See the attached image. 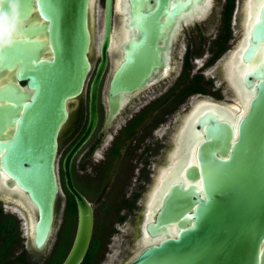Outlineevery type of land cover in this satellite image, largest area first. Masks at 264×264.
<instances>
[{
  "label": "flooded vegetation",
  "instance_id": "flooded-vegetation-1",
  "mask_svg": "<svg viewBox=\"0 0 264 264\" xmlns=\"http://www.w3.org/2000/svg\"><path fill=\"white\" fill-rule=\"evenodd\" d=\"M149 3L150 9L143 5L139 10L141 15H149L141 16L135 13L130 0H112L108 42L104 47L106 64L96 90L94 125L69 164L73 185L92 208L90 245L94 238L98 245L91 264L131 262L132 255L143 245L144 226L149 223L146 215L162 183L176 170L179 171L176 177L186 181L185 169L194 163L196 149L205 141L204 135L198 132L200 127L195 126L196 119L210 111L223 113L224 121L234 129L243 107L248 110L255 97L258 79L252 73L263 60L264 42L252 58L245 59L244 54L251 46L252 29L259 20L257 8L264 5V0H168L165 8L160 7L158 0ZM175 3L185 6L176 15L172 13ZM104 12V0H93L88 18L90 69L80 94L67 100V118L57 139L55 165L59 194L62 189L65 196L64 221L68 198L62 162L89 124L90 86L102 61ZM42 22L35 11L21 23L9 25L7 39L41 43L46 40L41 31L27 36L19 30L22 24L25 28ZM39 52L41 59L45 58L44 51ZM17 68L15 64L8 71L0 72V88L6 84L17 85L29 95L27 101H30L33 90L26 81L17 79ZM136 84L139 86L133 88ZM7 102L0 100V105ZM14 128L15 124H5L0 143L12 138ZM3 153L4 149L0 148V163ZM9 182V177L0 169V264H26L27 252L22 247L21 236V223H25L28 237L26 214L17 207ZM84 185L91 188V195L104 197L103 214L115 201L116 218L113 225L102 219V233L91 195L85 196L81 190ZM58 204L59 196L54 226ZM76 217L75 206V218L69 228L71 243ZM63 224L43 264L60 242ZM15 231L18 242L14 241ZM32 249L39 253L44 250L33 246Z\"/></svg>",
  "mask_w": 264,
  "mask_h": 264
},
{
  "label": "water",
  "instance_id": "water-1",
  "mask_svg": "<svg viewBox=\"0 0 264 264\" xmlns=\"http://www.w3.org/2000/svg\"><path fill=\"white\" fill-rule=\"evenodd\" d=\"M130 1L138 15L143 5L151 8L150 0ZM167 1L158 0L160 7L165 8ZM92 3L0 0V72L18 64L17 79L33 90L27 101L29 95L17 85L0 88V100L8 101L0 105V132L5 124H15L12 138L0 143L4 149L0 169L10 179L17 207L25 211L28 237L36 250L44 249L54 227L59 196L57 139L67 118L66 103L80 94L90 69ZM177 4L174 15L185 9ZM111 6L112 0H104L102 61L90 86L89 124L62 162L64 186L74 199L77 217L71 246L61 264H81L92 236V208L73 185L69 164L94 125ZM35 11L43 22L25 28L22 24L19 33L30 36L41 31L46 40L9 41V25L21 23ZM257 12L259 20L253 26L245 59L256 55L264 42V5ZM40 49L45 53L43 59ZM252 76L258 79L255 97L248 110L243 107L234 129L224 121L223 113L210 111L196 119L205 141L196 149L194 163L185 169L186 181L176 177V170L162 183L146 215L149 223L144 226L143 245L129 264H264V54Z\"/></svg>",
  "mask_w": 264,
  "mask_h": 264
},
{
  "label": "rangeland",
  "instance_id": "rangeland-1",
  "mask_svg": "<svg viewBox=\"0 0 264 264\" xmlns=\"http://www.w3.org/2000/svg\"><path fill=\"white\" fill-rule=\"evenodd\" d=\"M108 187H109V189H111L110 185H108ZM109 189H107V190H109ZM81 190L85 196H87V195L89 196L92 194V190L88 185L81 186ZM103 198L104 197H100L97 194L90 196V201L92 202L94 209H95V218L97 219L98 223L100 222L99 228H100L101 233H102V231H101L102 226L104 224L102 219L106 218L107 222L110 225H113V222L116 218V216H115L116 212L114 211L115 201L113 202V206L109 211H107L105 214L102 213L101 205L105 201V199H103ZM64 208H65V196H64L63 191L61 189L60 194H59V204H58L57 210H56V219H55V226L53 229V233L51 235L49 243L47 244L46 248L43 251H41V253L35 252L32 249V243L30 241V238L27 237V233L25 230V226H24L25 223H21L22 224L21 227H23V231L21 232V236L23 237L22 247H24L26 249V252H27L26 256H25L26 262H27L26 264H43L45 259H47L49 254L51 253V251L54 247V244L57 242V240L59 238L58 233H59V230H60L61 225L63 223L64 224H63L61 232H60L59 241L63 240V238L64 239L67 238V236L70 234L69 228H71V224L73 222L69 221L67 218H65V221H64ZM117 237H118V235L116 236V238ZM95 240L98 243L97 238H95ZM134 255H135V253L132 256H134ZM14 264H18V263L15 262Z\"/></svg>",
  "mask_w": 264,
  "mask_h": 264
},
{
  "label": "trees",
  "instance_id": "trees-1",
  "mask_svg": "<svg viewBox=\"0 0 264 264\" xmlns=\"http://www.w3.org/2000/svg\"><path fill=\"white\" fill-rule=\"evenodd\" d=\"M65 193L67 195L68 201L66 204V218L69 221H73L75 218V204L73 201L72 196L65 190ZM14 227L17 229V221L14 220ZM17 231V230H16ZM14 232V241L18 242L19 237L17 235V232ZM1 233V232H0ZM72 232L70 230V234L67 236V238H63L54 248L53 254L51 257L46 261V264H61L63 258L66 256L69 247L71 246V236ZM98 243L96 242L95 238L91 242V245L89 246V249L82 261L81 264H91L93 256L97 250Z\"/></svg>",
  "mask_w": 264,
  "mask_h": 264
},
{
  "label": "bare ground",
  "instance_id": "bare-ground-1",
  "mask_svg": "<svg viewBox=\"0 0 264 264\" xmlns=\"http://www.w3.org/2000/svg\"><path fill=\"white\" fill-rule=\"evenodd\" d=\"M251 2V1H250ZM248 3V2H247ZM249 4V3H248ZM245 5V4H244ZM246 6V5H245ZM248 7V6H247ZM246 8V7H245ZM249 10V9H248ZM245 11H247V10H245ZM250 12V11H249ZM247 14H248V11H247ZM243 17H244V15H243ZM249 17V16H248ZM246 18V17H245ZM248 19V18H247ZM249 27V26H248ZM248 27H244V28H248ZM248 30V29H247ZM247 30H246V32H247ZM232 61V60H231ZM234 105V104H233ZM239 105V104H238ZM235 106V105H234ZM232 107V106H231ZM228 110V109H227ZM230 110V109H229ZM194 111H195V109H194ZM240 113V112H239ZM151 202V201H150Z\"/></svg>",
  "mask_w": 264,
  "mask_h": 264
}]
</instances>
